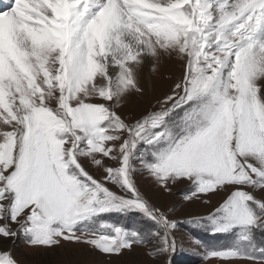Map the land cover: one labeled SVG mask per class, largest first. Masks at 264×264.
I'll list each match as a JSON object with an SVG mask.
<instances>
[{
	"label": "snow or ice",
	"instance_id": "1",
	"mask_svg": "<svg viewBox=\"0 0 264 264\" xmlns=\"http://www.w3.org/2000/svg\"><path fill=\"white\" fill-rule=\"evenodd\" d=\"M172 58L183 74L160 109L123 114ZM139 177L166 192L188 181L186 201L221 197L188 223L229 243L184 248ZM135 215L154 227L111 222ZM261 236L264 0L0 3V264H22L18 241L37 254L76 244L109 259L143 247L163 264L184 251L264 264Z\"/></svg>",
	"mask_w": 264,
	"mask_h": 264
},
{
	"label": "rangeland",
	"instance_id": "2",
	"mask_svg": "<svg viewBox=\"0 0 264 264\" xmlns=\"http://www.w3.org/2000/svg\"><path fill=\"white\" fill-rule=\"evenodd\" d=\"M182 74L183 67L179 60L172 58L163 62L159 71L151 77V94L142 97H129L125 106L121 109L122 113L139 119L150 111L159 110L161 105L158 101L171 94L175 83ZM85 165L94 176L102 178L104 174L102 169L97 170L88 161H85ZM138 180L141 191L150 199L152 204L164 211L170 219L179 222L180 226L175 235L184 248L192 247L190 242L192 239H199L210 248H219L229 243L230 237L212 236L188 223L192 217L206 216L211 213L221 202V197L211 196L210 203L205 202L209 197L193 198L191 201H186L184 196L188 194L191 188L188 181H180L175 185H170L172 191L166 192L150 179L139 177ZM111 222H119L132 227H154L139 215L113 218ZM259 239L264 241V236L259 237ZM15 251L22 264H163L165 259L164 257L159 259L149 257L146 255L147 249L143 247H137L135 252L126 253L119 259L115 257L109 259L98 253L89 252L83 245L76 244H65L59 249H54L51 253L37 254L38 250L28 248L23 241H18ZM39 251L42 252L43 250ZM174 260L175 264H220L214 258L204 259L201 255L187 251L178 253ZM245 262L235 261L234 264H248V262Z\"/></svg>",
	"mask_w": 264,
	"mask_h": 264
},
{
	"label": "bare ground",
	"instance_id": "3",
	"mask_svg": "<svg viewBox=\"0 0 264 264\" xmlns=\"http://www.w3.org/2000/svg\"><path fill=\"white\" fill-rule=\"evenodd\" d=\"M9 2V0H0V3H8ZM245 263H247V262H245Z\"/></svg>",
	"mask_w": 264,
	"mask_h": 264
}]
</instances>
